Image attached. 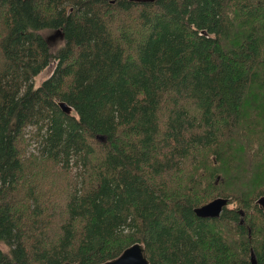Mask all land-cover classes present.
Instances as JSON below:
<instances>
[{"label": "trees", "instance_id": "16d2710c", "mask_svg": "<svg viewBox=\"0 0 264 264\" xmlns=\"http://www.w3.org/2000/svg\"><path fill=\"white\" fill-rule=\"evenodd\" d=\"M262 195L264 0H0V264H264Z\"/></svg>", "mask_w": 264, "mask_h": 264}, {"label": "water", "instance_id": "95a60500", "mask_svg": "<svg viewBox=\"0 0 264 264\" xmlns=\"http://www.w3.org/2000/svg\"><path fill=\"white\" fill-rule=\"evenodd\" d=\"M59 30L60 29L57 31L60 32ZM59 104L66 112H71L72 106L68 105L65 101H60ZM229 201V197L218 196L202 205L195 207L194 211L201 217H219ZM257 203H259L264 208V195L257 199ZM250 260L252 264H257V257L253 249L251 250ZM63 264L76 263L67 261ZM98 264H149V260L146 256L144 245L136 242L126 247L117 257Z\"/></svg>", "mask_w": 264, "mask_h": 264}, {"label": "rangeland", "instance_id": "374dc122", "mask_svg": "<svg viewBox=\"0 0 264 264\" xmlns=\"http://www.w3.org/2000/svg\"><path fill=\"white\" fill-rule=\"evenodd\" d=\"M55 30H48L45 32L46 36H51V35H54L55 36ZM58 38V37H57ZM59 39V38H58ZM58 39H54L52 40V43L53 42H57ZM55 67V63H51L49 66H47L37 77H36V83H39L41 82L42 80H44L47 76H49V74L51 73V71L54 69ZM31 133L34 135L35 134V131H31L30 129H26L25 131V139H26V143H27V155H32V157H42L41 154H40V150H39V147H40V142L38 140V138H34V137H30L28 135H31ZM47 164H39L37 166H35V171L36 170H39L43 167H45ZM219 177V182H222L223 179L225 180L226 184H230V181H229V178H230V175L225 173V172H219L218 173ZM60 175L58 173H51L49 175V177H59ZM223 178V179H222ZM75 180L77 181L78 179L75 178ZM232 189H233V186L231 185L230 186ZM234 190V189H233ZM263 196V195H262ZM218 197V196H217ZM228 197V196H227ZM261 197V196H260ZM259 197V198H260ZM230 198V197H229ZM258 198V199H259ZM232 205V204H231Z\"/></svg>", "mask_w": 264, "mask_h": 264}, {"label": "flooded vegetation", "instance_id": "af4514ba", "mask_svg": "<svg viewBox=\"0 0 264 264\" xmlns=\"http://www.w3.org/2000/svg\"><path fill=\"white\" fill-rule=\"evenodd\" d=\"M59 31H60V32L55 31L54 34H55L56 37H54V35H51L49 38H52V39L54 40V39H58V38L62 37V36H63V32H62L61 30H59ZM57 37H58V38H57ZM241 222H243L242 219H241Z\"/></svg>", "mask_w": 264, "mask_h": 264}]
</instances>
